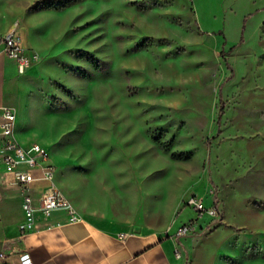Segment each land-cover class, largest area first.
I'll return each instance as SVG.
<instances>
[{
    "label": "rangeland",
    "instance_id": "obj_1",
    "mask_svg": "<svg viewBox=\"0 0 264 264\" xmlns=\"http://www.w3.org/2000/svg\"><path fill=\"white\" fill-rule=\"evenodd\" d=\"M41 1L0 0L38 53L2 82L16 136L89 209L158 222L214 195L192 262L264 264V0Z\"/></svg>",
    "mask_w": 264,
    "mask_h": 264
},
{
    "label": "crops",
    "instance_id": "obj_2",
    "mask_svg": "<svg viewBox=\"0 0 264 264\" xmlns=\"http://www.w3.org/2000/svg\"><path fill=\"white\" fill-rule=\"evenodd\" d=\"M13 19L12 15L0 7V34L6 33L13 26L18 34V24ZM22 74L17 73L13 59L0 53V95L7 93L2 86L3 81L15 79V76ZM0 105L6 104L0 102ZM16 127L15 114L14 135L17 141L24 145L31 142L43 145L29 138L25 131L16 136ZM56 171L53 183L69 200L79 219L53 224L62 218L58 212H54L48 218L37 216L32 229L20 231L18 224L23 220L21 191L11 184V175L4 170L0 161V251L6 255L0 264H21L20 255L24 252L28 254L30 264H181V257L174 258L172 255L174 242L170 234L179 224L192 218L193 215L184 221L177 219L181 207L189 208L188 205L180 204L179 209L177 197L172 198V205L160 215L158 222L138 214L125 217L104 212L103 208L102 211L89 209L82 206L74 193L66 188ZM33 174L37 176L39 170H33ZM107 178L112 181L113 175ZM41 184V181L36 180L31 185L30 193L34 201L40 194ZM201 201L208 204L209 198L205 202L202 198ZM180 241L183 247L181 254H186L187 264H194L192 236L181 237Z\"/></svg>",
    "mask_w": 264,
    "mask_h": 264
},
{
    "label": "built area",
    "instance_id": "obj_3",
    "mask_svg": "<svg viewBox=\"0 0 264 264\" xmlns=\"http://www.w3.org/2000/svg\"><path fill=\"white\" fill-rule=\"evenodd\" d=\"M0 53L5 54L15 61L16 71L19 74L38 60L35 50L26 48L20 41L15 26L6 33L0 34ZM15 112L8 105H0V161L4 170L10 173L11 184L21 191L20 208L23 220L18 224L20 231L32 229L37 216L48 218L54 212H58L62 218L53 224L62 221H76L79 219L69 200L53 183L54 165L49 161L45 147L38 142L21 144L14 135ZM38 169L35 176L33 170ZM41 181V191L34 201L30 188L34 181ZM181 204H186L194 211V217L179 224L170 234L174 245L172 255L181 257V264H187V256L183 251L181 237L197 234L205 225L217 224L221 220L219 201L214 195L210 196L209 203L203 204L199 197L188 195ZM206 217L203 223L198 219ZM6 255L0 251V261H4ZM21 264H30L27 253L20 255Z\"/></svg>",
    "mask_w": 264,
    "mask_h": 264
},
{
    "label": "trees",
    "instance_id": "obj_4",
    "mask_svg": "<svg viewBox=\"0 0 264 264\" xmlns=\"http://www.w3.org/2000/svg\"><path fill=\"white\" fill-rule=\"evenodd\" d=\"M40 3L45 4H51L52 0H42ZM77 57L79 58H83L85 61H87L88 63H90L93 68L95 69H100L101 68V63L92 55V54H88V53H82L81 51L77 50ZM218 93V91H217ZM172 155V153H171Z\"/></svg>",
    "mask_w": 264,
    "mask_h": 264
}]
</instances>
